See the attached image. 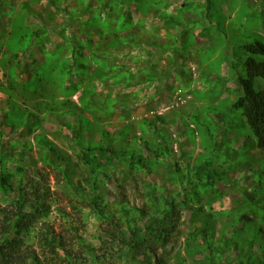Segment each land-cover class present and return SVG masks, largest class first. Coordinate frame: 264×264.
Instances as JSON below:
<instances>
[{
    "label": "rangeland",
    "instance_id": "374dc122",
    "mask_svg": "<svg viewBox=\"0 0 264 264\" xmlns=\"http://www.w3.org/2000/svg\"><path fill=\"white\" fill-rule=\"evenodd\" d=\"M150 1L0 0V264L263 246L264 151L232 104L264 0Z\"/></svg>",
    "mask_w": 264,
    "mask_h": 264
},
{
    "label": "trees",
    "instance_id": "16d2710c",
    "mask_svg": "<svg viewBox=\"0 0 264 264\" xmlns=\"http://www.w3.org/2000/svg\"><path fill=\"white\" fill-rule=\"evenodd\" d=\"M151 1L150 5H152ZM143 3L144 1L141 2V4ZM163 3L165 2L163 1ZM163 3L161 4L160 0H155L154 2L155 6L157 5L156 7H158L156 8V12L159 14L160 11L158 9L163 6ZM19 26H22L23 29L25 27L22 23H18L15 27V32ZM244 49L249 53V58L243 63L246 74L245 77L241 74L238 76L242 93L233 101L232 108L242 113L245 124H247L256 137L258 147L264 151V85L259 82L260 80L264 82V37L255 39L253 43L245 44ZM232 66L235 67L234 62H232ZM42 143L44 145L49 144L46 141H42ZM262 175L264 181V169ZM6 183L7 179H2V188L4 190L10 188V185L7 186ZM261 211V217L264 220V207L261 208ZM5 225L12 228V224L5 223ZM202 231L204 233H201L200 237L198 230L196 231L198 234L190 238L186 251L191 259L195 255H200L199 264H227V262H222V255L226 254L227 249L228 252L238 253V261L240 262L235 264H264V222L262 223V228L257 231L255 236L253 235L254 240L251 241L252 244L257 242V240L263 244V246L261 244L259 246L260 251L254 253L251 252V246L244 249L238 247L236 244L229 245L226 242V238L221 246H212L206 239L205 229ZM198 239H202V243ZM2 243H5V241H0V255L4 249ZM194 260L196 259L194 258Z\"/></svg>",
    "mask_w": 264,
    "mask_h": 264
},
{
    "label": "crops",
    "instance_id": "0c3cea01",
    "mask_svg": "<svg viewBox=\"0 0 264 264\" xmlns=\"http://www.w3.org/2000/svg\"><path fill=\"white\" fill-rule=\"evenodd\" d=\"M80 48H81V47H80ZM87 49L89 50V48H87ZM90 51L92 52V50H90ZM94 54H95V53H94ZM83 58H84V61H86V60L88 61V59H89V55H88V53H85ZM81 64H82V63H81Z\"/></svg>",
    "mask_w": 264,
    "mask_h": 264
}]
</instances>
